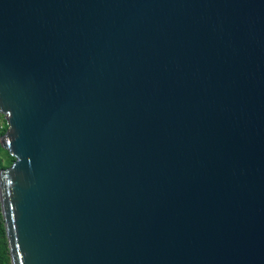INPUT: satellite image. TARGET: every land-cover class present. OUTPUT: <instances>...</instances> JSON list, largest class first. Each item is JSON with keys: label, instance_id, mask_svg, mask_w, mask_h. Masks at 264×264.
<instances>
[{"label": "water", "instance_id": "obj_1", "mask_svg": "<svg viewBox=\"0 0 264 264\" xmlns=\"http://www.w3.org/2000/svg\"><path fill=\"white\" fill-rule=\"evenodd\" d=\"M12 264H264V0H0Z\"/></svg>", "mask_w": 264, "mask_h": 264}, {"label": "trees", "instance_id": "obj_2", "mask_svg": "<svg viewBox=\"0 0 264 264\" xmlns=\"http://www.w3.org/2000/svg\"><path fill=\"white\" fill-rule=\"evenodd\" d=\"M0 148L1 151L5 154L6 158L9 159V161L6 162L2 158H0V170H1L10 167L15 159L11 157L7 151L2 149L1 146ZM0 264H12L5 221L1 209V203H0Z\"/></svg>", "mask_w": 264, "mask_h": 264}, {"label": "built area", "instance_id": "obj_3", "mask_svg": "<svg viewBox=\"0 0 264 264\" xmlns=\"http://www.w3.org/2000/svg\"><path fill=\"white\" fill-rule=\"evenodd\" d=\"M6 129H7L6 120L2 115H0V134L1 136L5 133Z\"/></svg>", "mask_w": 264, "mask_h": 264}, {"label": "rangeland", "instance_id": "obj_4", "mask_svg": "<svg viewBox=\"0 0 264 264\" xmlns=\"http://www.w3.org/2000/svg\"><path fill=\"white\" fill-rule=\"evenodd\" d=\"M1 136V134H0ZM0 158H2L4 161L8 162L9 159L6 158L5 154L1 151V148H0Z\"/></svg>", "mask_w": 264, "mask_h": 264}, {"label": "flooded vegetation", "instance_id": "obj_5", "mask_svg": "<svg viewBox=\"0 0 264 264\" xmlns=\"http://www.w3.org/2000/svg\"><path fill=\"white\" fill-rule=\"evenodd\" d=\"M3 116V115H2ZM4 117V116H3ZM5 118V117H4Z\"/></svg>", "mask_w": 264, "mask_h": 264}]
</instances>
